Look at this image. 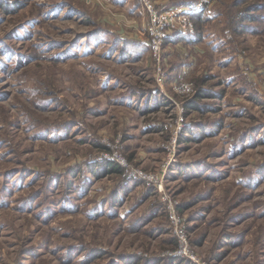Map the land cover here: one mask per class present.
<instances>
[{
	"label": "rangeland",
	"instance_id": "rangeland-1",
	"mask_svg": "<svg viewBox=\"0 0 264 264\" xmlns=\"http://www.w3.org/2000/svg\"><path fill=\"white\" fill-rule=\"evenodd\" d=\"M142 13L0 0V264H264V0Z\"/></svg>",
	"mask_w": 264,
	"mask_h": 264
},
{
	"label": "built area",
	"instance_id": "built-area-1",
	"mask_svg": "<svg viewBox=\"0 0 264 264\" xmlns=\"http://www.w3.org/2000/svg\"><path fill=\"white\" fill-rule=\"evenodd\" d=\"M142 12L149 19V43L153 54L159 58L163 51L166 40L177 32L181 34H194L195 26L191 19L202 13L209 0H197L194 3L172 8H157L154 0H138ZM151 37V38H150ZM159 56V57H158ZM175 233L179 237V230ZM181 246H185L186 239L180 235ZM186 251H181V253ZM187 253V252H186Z\"/></svg>",
	"mask_w": 264,
	"mask_h": 264
},
{
	"label": "trees",
	"instance_id": "trees-1",
	"mask_svg": "<svg viewBox=\"0 0 264 264\" xmlns=\"http://www.w3.org/2000/svg\"><path fill=\"white\" fill-rule=\"evenodd\" d=\"M199 15H201V14H198V18H200L201 16H199ZM199 21L201 22V23H203L201 20H198L197 22L199 23ZM197 25V24H196ZM198 26V25H197ZM200 31V28L197 30V32H199ZM187 37V35H184V34H181V33H176L174 36H171V38H169L168 40H166V42H165V44L166 43H169L171 40H175V39H177L178 37ZM183 37V38H184ZM178 41V40H177ZM202 97H206V96H202ZM117 172H119V171H117ZM109 173H111V172H109ZM135 261H140V260H135Z\"/></svg>",
	"mask_w": 264,
	"mask_h": 264
},
{
	"label": "crops",
	"instance_id": "crops-1",
	"mask_svg": "<svg viewBox=\"0 0 264 264\" xmlns=\"http://www.w3.org/2000/svg\"><path fill=\"white\" fill-rule=\"evenodd\" d=\"M126 3H128V0H124ZM143 15H144V13H142ZM134 28H136V27H134ZM136 29H134L133 31H135ZM134 34H136V33H134ZM133 36V35H132Z\"/></svg>",
	"mask_w": 264,
	"mask_h": 264
}]
</instances>
